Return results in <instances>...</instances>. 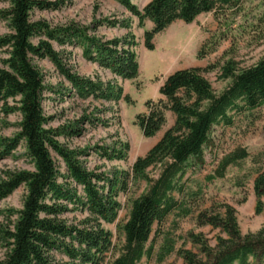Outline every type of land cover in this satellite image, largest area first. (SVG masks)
Wrapping results in <instances>:
<instances>
[{
  "label": "rangeland",
  "instance_id": "rangeland-1",
  "mask_svg": "<svg viewBox=\"0 0 264 264\" xmlns=\"http://www.w3.org/2000/svg\"><path fill=\"white\" fill-rule=\"evenodd\" d=\"M38 1L51 6L31 17L40 30L28 58L42 79V117L33 140L25 130L26 93L15 49L0 47V264L11 263L25 201L47 161L62 191L47 193L44 206L54 213L40 217L61 223L63 232H72L76 240L50 230L48 240L35 244L34 238L29 249L40 250L51 264H108L123 245L121 227L133 203L148 189L136 164L177 120L167 112L164 128L148 138L138 116L147 113L148 103L166 100L161 90L176 72L199 69L220 94L231 82L227 65L241 70L263 60L264 0H242L240 8L224 12L183 4L179 18L161 26L153 12L161 0ZM10 3L0 0V39L11 33L5 19ZM231 115L234 124L214 127L181 181L183 197L200 193L188 205L193 215L175 212L161 224L155 222L147 245L151 254L139 264H183L180 250L201 256L189 238L192 233L215 247L224 235L197 222L199 213L212 207H233L243 235L264 233V211L256 213L254 193V180L264 173V107L252 115ZM238 148L250 157L217 176L222 159ZM159 172L147 174L154 179ZM262 203L264 207V198ZM81 231L94 234L92 246L78 238ZM166 241L174 243L175 251L162 259ZM31 252L29 260L36 262ZM29 260L22 264H31ZM252 264H264V259Z\"/></svg>",
  "mask_w": 264,
  "mask_h": 264
},
{
  "label": "trees",
  "instance_id": "trees-1",
  "mask_svg": "<svg viewBox=\"0 0 264 264\" xmlns=\"http://www.w3.org/2000/svg\"><path fill=\"white\" fill-rule=\"evenodd\" d=\"M10 1L5 19L9 22L11 33L0 39V47L11 46L15 49L16 60L24 80L20 87L26 93L23 108L25 130L33 140L42 117L40 100L42 79L28 58V55L35 51L32 39L40 30V25L32 23L31 17L35 10H46L51 4L38 0ZM183 4H190L194 10L202 12H224L225 9L240 8L242 0H161L153 10L160 26L179 18L177 11ZM186 10L192 11L188 8ZM160 26L156 33L162 29ZM52 60L59 66L57 57ZM224 70L231 82L220 94L213 91L199 69L174 73L161 90L166 100L148 103L147 113L138 116V126L148 138L154 137L164 128L167 123V112L175 114L177 120L174 127L168 130L136 164V169L147 182L148 189L133 203L128 219L121 227L123 245L108 264H139L151 254V249L147 248V245L155 222L161 224L175 212L182 217L193 215L194 209L188 205L200 193L191 191L187 197H183L185 186L181 183L190 161L202 153L214 127L219 125L229 127L234 124V115H231V112H235L236 116L247 113L252 115L264 107V59L249 68L238 70L227 65ZM249 157L246 149L238 148L222 159L215 174L224 177L229 167L238 166ZM70 162L73 163L71 160ZM47 164L42 177L33 183L25 201L14 237L16 242L10 264L28 261L31 252L29 246L33 239L35 238V244H42L41 242L49 239L50 230L54 231L52 234L55 236L76 240L72 237V232H63L65 227L61 223L40 217L43 213H54L47 212L44 206L47 193L59 194L62 191L56 186L53 172ZM150 169L160 171L157 178H149L147 173ZM4 189L2 187L1 190ZM254 193L258 200L256 213L260 214L264 211L262 203L264 173L259 174L254 180ZM197 222L199 226H210L213 230H220L224 237H218L216 246L211 247L202 234H190L191 242L200 247L202 255L190 250H180L178 254L183 264H252V261L256 263L263 261L264 233L243 235L233 207L221 205L219 208L204 210L199 213ZM80 237L88 247L96 241L92 233L81 231L78 238ZM78 241L80 242L79 239ZM67 249L70 250V247ZM162 250L163 259L175 251V245L171 241H166ZM32 252L36 253L37 261L29 260L31 264H51V261L43 258L40 250ZM70 253L75 256L77 252Z\"/></svg>",
  "mask_w": 264,
  "mask_h": 264
}]
</instances>
